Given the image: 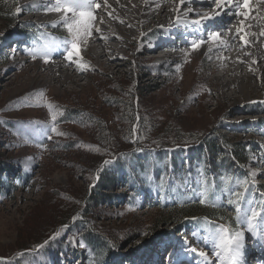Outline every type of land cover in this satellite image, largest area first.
<instances>
[{
  "label": "rangeland",
  "instance_id": "374dc122",
  "mask_svg": "<svg viewBox=\"0 0 264 264\" xmlns=\"http://www.w3.org/2000/svg\"><path fill=\"white\" fill-rule=\"evenodd\" d=\"M30 1L9 0L15 8L12 13L14 25L6 29V25L0 21V70L4 67L10 69L6 73L0 72V258L7 250L13 251L23 246L25 241L39 243L48 232L49 237L59 232L56 240L61 245L56 243L57 248H51L54 252L41 258L38 263L90 264L88 250L79 246L78 235L61 232L65 225L59 222L57 216L67 212L72 221L73 218L86 216L91 226L107 238L111 252L114 251V260L110 259L106 264H156L153 251L164 247L166 253L172 245L178 248L173 254L178 256H172L173 264L177 261L179 264H209L212 254L208 248L203 251L206 256L201 258L196 253L185 251V241L189 248L201 250L199 241L203 235L210 229L215 230L220 223L205 224L196 214L155 228V222L162 217V213L180 214V209L171 205L189 200L184 198L190 195L203 198L209 207L229 214V221L233 225L228 229L234 233L241 231L243 226L245 247L250 246L247 239L250 240L252 235L247 232L245 221L237 220V207L240 206L237 202L251 205L257 211L264 207V198L258 188L259 184L264 183V127L258 121L264 118V81L256 86L252 71L237 65L235 57L229 60L233 64L224 63L225 67L215 59L221 53H211L207 47V50L190 46L171 50L172 46L161 41L156 43L159 48L146 52L149 45L157 46L153 45L154 40L149 33L155 28L157 38L161 39L160 36L167 31L157 23L143 22V26L133 23V27L124 33L126 37L121 43L102 38L112 50L111 55H107L109 59L100 57L104 55L99 50L101 42H93L91 35L77 41L78 56L74 54L71 60L66 59L68 45L63 42L70 41L71 36L62 21L56 25L48 17L60 12L46 11L51 9V5L47 6L45 1ZM24 3L27 7L23 6ZM104 6H101V10L105 9ZM17 8L21 9L19 14L16 13ZM195 15V12L191 16L186 15L188 17L183 15L182 19L186 21ZM43 21L46 23L43 24ZM96 29L102 31L101 27L96 28L94 21L91 23V34ZM35 33L40 38L35 37ZM53 43L61 45L54 48L58 51H52H60L62 58L68 61L67 74L49 71L50 66L40 55L30 62L17 59L31 57L37 49ZM207 45L208 42L200 47ZM160 49L164 51L156 58L155 52ZM232 53L231 56H235L238 52L233 50ZM17 64V69L12 68ZM146 65L155 66L156 70L179 69L180 81L174 85H168L167 81L162 84L158 76L150 75L145 69L141 77L142 72L138 69ZM255 66L254 71L261 73L262 69L258 67L262 65ZM239 72L246 75H240L245 79L243 96L237 84H234L236 82H232L234 74L238 75ZM8 75L13 79L7 85L5 77ZM101 79L121 81L125 87L133 82L138 84L142 89L139 94L133 90L134 106L139 102L143 113L157 122H168L169 119L172 134L182 130L187 135L190 133L201 137L209 131L219 132L234 142L251 144L254 150L250 160L234 178H207L199 172L197 162H190V157L181 152L180 158L183 159L180 167L173 163V155L167 161H162L165 166L156 160L149 177L139 179L134 187L130 186L133 183L120 178L113 191L109 192L110 203L91 204L92 201H88V204L81 205L75 199L63 200L69 193L90 200V196H94L97 176L88 175L81 167L80 160L73 165L75 172H78V175L75 174L60 161L47 158L48 153L46 155L45 151H41L40 145L53 146L62 140V134L75 136L78 133L75 127L58 125L59 112L55 99L79 102L77 100L83 99L86 93H92L93 86ZM123 92L129 93L128 90ZM137 117L136 121H139ZM53 127L57 129L56 133L51 131ZM44 131H47V136L41 135ZM68 156L66 154L62 158L70 160ZM252 173L258 175L253 176ZM229 200L233 203L229 204ZM161 205L170 206L160 211ZM248 214H251L250 210ZM261 224H264V220L258 222V227ZM55 229L56 232H53ZM193 233H196L195 237ZM259 236V239H253L264 249V233L260 232ZM32 250L28 253H32ZM194 254L199 259H195ZM261 260L264 261V256ZM166 262V256H163L157 264Z\"/></svg>",
  "mask_w": 264,
  "mask_h": 264
},
{
  "label": "trees",
  "instance_id": "16d2710c",
  "mask_svg": "<svg viewBox=\"0 0 264 264\" xmlns=\"http://www.w3.org/2000/svg\"><path fill=\"white\" fill-rule=\"evenodd\" d=\"M14 11L15 8L9 0H1L0 21L6 25V29L14 25L12 14ZM144 69L150 75L158 76L162 84L167 81L168 85H174L181 78L179 69L156 70L155 66L147 65L138 69L142 72L141 77L144 75ZM93 88L92 93H86L83 99L77 100L79 102L55 99L56 109L59 112L58 125L75 127L78 133L75 136L62 134V140L57 141L53 146L44 143L40 145V150L45 151L46 155L48 153L47 158L60 161L75 174L78 175V172H75L73 165L80 160L81 167L88 175L97 176L93 187L94 196H90V200L69 193L63 197L65 201L75 199L81 205L88 204V201H92L91 204L110 203L112 200L109 192L113 191L114 185L120 178L123 177L126 182L133 183L130 186L134 187L139 179L149 176L154 161H166L169 158L168 152L173 148H178L174 154V161L180 159V153H184L182 149L185 147L189 157L198 163L199 171L208 178L220 176L234 178L250 158V144L234 142L219 132L209 131L201 137L190 133L187 135L182 130L172 134L169 119L168 122H157L143 113L139 102L134 106L133 90L139 94L142 89L135 82L125 87L121 81L108 82L101 79ZM124 90H128L129 93L126 94ZM137 116L139 121H136ZM66 154L69 155L70 160L62 158ZM105 161L108 163L105 164ZM259 188L264 196V184ZM199 201L200 199H196L171 205L173 208H179L180 214L162 213V217L155 222V228H159L162 224L168 225L177 218L196 214L204 220H219L227 224L228 216L223 211L201 204ZM159 209L160 211L168 209V205L160 206ZM57 217L60 223L67 226L61 232L68 231L78 235L80 243L85 245L83 248L88 250L87 258L90 264H106L110 259L114 260V251L111 252L107 238L91 226L86 216L83 215L72 221L67 212H63ZM53 232H56V229ZM49 234L48 232L39 243L30 244L25 241L23 246L19 245L21 247L16 250H7L2 255L5 258L4 264H40L38 261L41 258L54 252L51 248H57L56 243L61 245L56 238L50 242L51 245L42 247V250L37 249L35 246L48 240ZM32 248V253L29 254Z\"/></svg>",
  "mask_w": 264,
  "mask_h": 264
},
{
  "label": "bare ground",
  "instance_id": "6f19581e",
  "mask_svg": "<svg viewBox=\"0 0 264 264\" xmlns=\"http://www.w3.org/2000/svg\"><path fill=\"white\" fill-rule=\"evenodd\" d=\"M42 1H45L47 6L51 5V8H53L57 0H31L30 3H41ZM96 2H100L101 6L104 4L106 6L104 10H101L100 8L93 7V14L94 19L91 23L96 21L98 18L101 19V28L102 31L93 30L91 36H93V42L100 43V48L104 55L100 57H105L109 59V53H112V50L108 48V46L105 45L103 39H113L114 41H118L119 43L122 42L123 38L126 37L124 34L126 30L133 27V23H157L161 28L167 30L165 34H162L163 36L168 34V32L175 31L176 34V43L173 44L172 49L177 50L178 47H184V46H190L193 42L198 40H203L204 43L202 44H208L207 46L201 48L199 47L198 50L206 49L208 48L209 52L221 53L223 55H217L215 56V59H217V62L219 63H225L226 65L232 63V58L235 59L237 65L243 66L244 70H251L252 71V77L257 82L256 86L261 84V82L264 81V36H260V33L264 31V0H251L252 5V11L249 13V16L246 18L244 16H236L235 11L236 9H232V14L230 15H223L221 17H218L217 26L215 27L213 24L210 23V21L206 23L196 24L195 21L201 20L206 16H211L215 14V11H218L216 9L215 4L213 3V0H205V1H199V0H184V3H181V0H106V2H102L101 0H93V5H95ZM23 6L27 7V4L24 3ZM193 7L198 8L201 7L203 9L202 14L199 16L196 14L195 8L193 11L191 10ZM26 10V9H25ZM191 10V11H189ZM241 12L245 11L243 8L240 9ZM28 12V11H27ZM195 14V16H192L190 18L194 19H187L184 21L182 19V16L185 17L191 16L192 14ZM30 13V12H28ZM64 13H60V17L64 16ZM68 16H71V13L67 14ZM188 15V16H186ZM52 15L50 14L48 17L50 18ZM177 16L180 17V23L176 22ZM224 16L229 19V21H223L222 18ZM59 21H62L61 19ZM241 21H243V27L241 25ZM52 22V21H51ZM46 23V21H43V24ZM55 23V21H54ZM144 23V25H145ZM229 23V24H227ZM113 26V28L110 26ZM201 25V26H199ZM230 26L229 28H226ZM124 26V27H121ZM143 26V25H142ZM97 28V27H96ZM178 28H181L178 29ZM194 28V29H193ZM240 32L237 31V29H241ZM183 29H188L187 33H183ZM215 30L219 31V39L221 41H224V44L215 43V42H209L208 41V34H205L203 36H200L199 31L201 30ZM117 32H115V31ZM252 30V31H251ZM243 33V34H242ZM244 35L246 40L251 41V44L245 45L241 42L240 36ZM59 36V35H58ZM103 38V39H102ZM234 38H237L238 40L235 41ZM91 41V40H90ZM161 39L155 40V44L157 42L161 43ZM180 43H179V42ZM88 42V41H87ZM238 42L235 47L233 45ZM90 43V42H89ZM165 43V42H164ZM91 44V43H90ZM153 44V45H155ZM201 44V45H202ZM94 45V44H93ZM98 45V44H97ZM96 45V46H97ZM157 46H148V50H155L156 48H159ZM177 45V46H176ZM90 47V46H89ZM104 47V48H103ZM120 47V46H119ZM86 48V47H85ZM232 48V49H231ZM86 49H89L88 47ZM92 50V49H91ZM207 50V49H206ZM233 50L238 52L235 56L233 55ZM97 51V50H96ZM164 50H157L155 54L163 53ZM89 52V51H88ZM206 52V51H205ZM228 52H231L230 55H228ZM101 53V52H100ZM110 53V55H111ZM14 54V53H13ZM102 54V53H101ZM61 52H55L52 51V53H49L48 59L46 65L50 66L49 71H52V73H66L68 69H66L67 66H69V63L66 59L62 58ZM108 55V56H107ZM114 55V54H113ZM164 55V54H163ZM162 57V56H161ZM33 56L31 57H25L20 62H30L32 61ZM26 59V60H25ZM55 60V61H53ZM102 60V59H101ZM243 61V62H240ZM216 62V61H215ZM234 62V61H233ZM218 63V64H219ZM216 64V63H215ZM217 64V65H218ZM224 64V65H225ZM233 64V63H232ZM229 66V69L232 67ZM261 64L262 66L258 67L259 70L262 69V72L259 73L257 71H254L255 65ZM220 65V64H219ZM222 65V64H221ZM225 65V67H226ZM224 67V66H223ZM237 67V66H236ZM235 67V69H236ZM12 68H18V64ZM228 68V66H227ZM225 68V69H227ZM239 68V67H238ZM241 68V67H240ZM10 69L4 67L2 70H0L1 73H6ZM73 70V69H72ZM234 71V70H232ZM241 71V69H240ZM228 72V71H227ZM235 72V71H234ZM226 73V72H225ZM240 74H234L235 79H233L237 84L239 90L241 91V96L244 95L245 92V85H243V81L245 80L240 75H245V73ZM67 74V73H66ZM66 74H63L64 76ZM233 74V72H232ZM248 74H250L248 72ZM62 76V75H61ZM66 77L69 78V76L66 75ZM7 78V85L12 82V77L10 75L6 76ZM250 78V77H249ZM248 78V79H249ZM4 80H1V82ZM138 180V179H137ZM137 185V184H136ZM259 228L264 229V224H261ZM264 233V231H262ZM202 240V239H201ZM200 240V241H201ZM199 241L200 249L196 252L198 254L200 251H204L205 248H208L210 250V253L212 254L211 261L209 264H220L218 258L214 255L215 249L211 244H209L207 247L204 246L202 242ZM250 241V247H245L244 249V257L246 258L247 254L255 255V260H258V257L261 258L264 256V249L258 245L257 241H254L253 237L251 236L250 240L247 239V242ZM177 251L174 252V254ZM178 256V254L174 255V257ZM210 256V255H209ZM195 259H199L194 254ZM205 256L201 257L204 258ZM257 264V262L255 263Z\"/></svg>",
  "mask_w": 264,
  "mask_h": 264
},
{
  "label": "snow or ice",
  "instance_id": "6c2138e0",
  "mask_svg": "<svg viewBox=\"0 0 264 264\" xmlns=\"http://www.w3.org/2000/svg\"><path fill=\"white\" fill-rule=\"evenodd\" d=\"M181 3H184V0H181ZM213 3L216 6L218 11H215L214 15L206 16L203 21L197 20L195 21L196 24L206 23L208 21H212L221 17L223 15H230L232 14V9L235 8V15L236 16H244L248 17L249 13L252 11L251 0H213ZM106 6V5H105ZM93 7L100 8L101 3L96 2L93 5V0H57L56 5L51 9H46V11H56L62 12L65 15L61 17V20L64 23L68 33L71 36L70 41L63 42L64 44L68 45L65 58L71 60L73 55H79V48L77 41L80 40L82 37L91 34V22L94 19L93 14ZM243 8L245 11L241 12L240 9ZM21 11L20 8L16 9V13L19 14ZM191 11V10H189ZM71 13V16L67 14ZM176 22L180 23V17L177 16ZM241 25L243 27V21H241ZM99 31V29H97ZM241 29H237L240 32ZM219 31H210L208 34V41L224 44V41L219 39ZM260 36H264V31L260 33ZM240 40L243 44L249 45L251 41L246 40L244 35L240 36ZM204 43L203 40H198L193 42L190 47L193 49H198L200 45ZM60 44H49L40 49H37L32 55L33 59L40 55L43 57L44 62H48V55L49 53L56 47H60ZM243 62V61H240ZM55 120V117L52 118ZM53 133L57 132V129L53 127L51 129ZM59 134V133H58ZM42 136H47V131L41 133ZM51 138L50 136L48 137ZM105 164L108 161L104 162ZM253 176L258 175L257 173H252ZM247 183V181H245ZM246 191V190H245ZM201 204H205L206 201L201 199L199 201ZM229 204H232L233 201L229 200ZM240 206L237 207L238 217L237 220H244L246 224L247 232L253 236V238L259 239V233L264 231L258 227V222L260 220H264V207H262L259 211L255 208H252L251 205H244L240 201L237 202ZM249 210L251 214L249 215ZM75 221V218H73ZM65 229L67 226H64ZM60 235L59 232L54 233L48 240H45L43 244L36 245L37 249L42 248L50 244V242L56 239ZM196 233H193L195 237ZM245 231L242 226V230L238 232H231L225 226H217L215 230H208L202 237V242L205 247L209 244L213 246L215 249L214 255L218 258L220 264H243V257H244V248H245ZM80 247H85L83 243L79 244ZM185 251H190L192 253H196V248H189L187 246V241H185ZM201 257L206 256V253L200 251L198 253ZM5 258H0V264H4ZM169 264H173L172 258L169 257ZM176 264H179L177 261Z\"/></svg>",
  "mask_w": 264,
  "mask_h": 264
}]
</instances>
